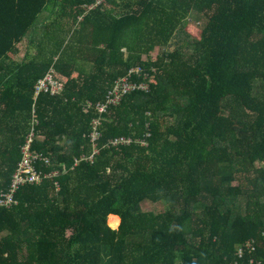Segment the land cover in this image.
I'll use <instances>...</instances> for the list:
<instances>
[{
  "label": "trees",
  "instance_id": "1",
  "mask_svg": "<svg viewBox=\"0 0 264 264\" xmlns=\"http://www.w3.org/2000/svg\"><path fill=\"white\" fill-rule=\"evenodd\" d=\"M99 1L0 0V194L32 133L50 160L0 208V264H232L248 240L264 262V0ZM44 14L53 47L17 62ZM137 68L149 90L99 114Z\"/></svg>",
  "mask_w": 264,
  "mask_h": 264
},
{
  "label": "built area",
  "instance_id": "2",
  "mask_svg": "<svg viewBox=\"0 0 264 264\" xmlns=\"http://www.w3.org/2000/svg\"><path fill=\"white\" fill-rule=\"evenodd\" d=\"M100 0L98 4H101ZM140 69H134L128 73L125 77H122L114 82L110 90L107 91L105 101L97 103L94 107L99 114H105L108 112L111 106L117 105L122 98L133 91H148L149 85L147 82H136L133 81L132 75L139 73ZM64 83L59 81L55 75L54 70H51L49 74L42 80H40L35 86L36 96L41 93H49L50 95H56L62 92ZM93 105L88 103L87 109L92 108ZM100 125V117L93 122V132L91 134V142L93 143L94 150L96 148V139L99 136L97 127ZM34 141V133H32L27 139L26 147L22 149V160L18 165L17 170L13 174L12 181L8 191L0 194V208H12L18 204L16 198L18 190L22 186L40 184L45 178L46 174L36 168L39 161H43L46 164L50 163L48 158L43 157L32 150V144ZM130 140L125 138H118L112 141V145L130 143ZM96 151H94V155ZM91 156L90 160H92ZM237 259L232 264H264L263 261L252 258L257 253V247L254 240H248L246 243L241 244L236 250ZM249 257V259H246Z\"/></svg>",
  "mask_w": 264,
  "mask_h": 264
},
{
  "label": "crops",
  "instance_id": "3",
  "mask_svg": "<svg viewBox=\"0 0 264 264\" xmlns=\"http://www.w3.org/2000/svg\"><path fill=\"white\" fill-rule=\"evenodd\" d=\"M48 19H51L50 16H48V14H44L41 15V17H39V22L36 25V30L35 33L33 32L32 35H30V38H27L26 41H24L22 44L18 45L19 51L21 52V55L19 56L20 60H16L17 62H22L21 58L23 57L24 54L26 53H34V49H38V46L43 42L44 48L46 49H51L53 47V41L50 38V34L49 37H47V33H46V26L44 24V21H47ZM37 34V35H35ZM34 37H37V40L35 41V43L31 44V41L29 39H32ZM4 67H10L11 65L13 66V63H11V61L7 62L4 64Z\"/></svg>",
  "mask_w": 264,
  "mask_h": 264
},
{
  "label": "rangeland",
  "instance_id": "4",
  "mask_svg": "<svg viewBox=\"0 0 264 264\" xmlns=\"http://www.w3.org/2000/svg\"><path fill=\"white\" fill-rule=\"evenodd\" d=\"M195 30L193 32L191 31V35H194ZM163 53L165 52V48H160L159 51H156L155 54L157 53ZM95 153L98 154L97 148H95ZM143 210L146 211H155V212H164L168 206L166 202H160V203H152V202H145L142 204ZM110 225L112 228H117L119 225V218L115 216H110Z\"/></svg>",
  "mask_w": 264,
  "mask_h": 264
}]
</instances>
